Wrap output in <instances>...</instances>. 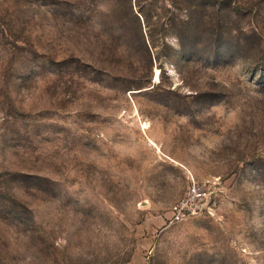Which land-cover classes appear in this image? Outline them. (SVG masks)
<instances>
[{
    "label": "rangeland",
    "instance_id": "1",
    "mask_svg": "<svg viewBox=\"0 0 264 264\" xmlns=\"http://www.w3.org/2000/svg\"><path fill=\"white\" fill-rule=\"evenodd\" d=\"M0 264H264V0H0Z\"/></svg>",
    "mask_w": 264,
    "mask_h": 264
},
{
    "label": "built area",
    "instance_id": "2",
    "mask_svg": "<svg viewBox=\"0 0 264 264\" xmlns=\"http://www.w3.org/2000/svg\"><path fill=\"white\" fill-rule=\"evenodd\" d=\"M217 202L209 201L206 187L193 181L186 196L174 208L173 219L182 222L197 215L213 216Z\"/></svg>",
    "mask_w": 264,
    "mask_h": 264
},
{
    "label": "bare ground",
    "instance_id": "3",
    "mask_svg": "<svg viewBox=\"0 0 264 264\" xmlns=\"http://www.w3.org/2000/svg\"><path fill=\"white\" fill-rule=\"evenodd\" d=\"M158 77H159V73H157V79H158Z\"/></svg>",
    "mask_w": 264,
    "mask_h": 264
}]
</instances>
